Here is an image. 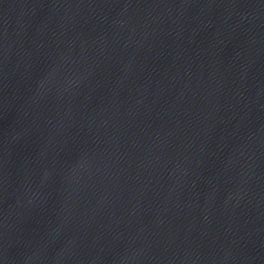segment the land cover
Listing matches in <instances>:
<instances>
[{"label":"water","instance_id":"1","mask_svg":"<svg viewBox=\"0 0 264 264\" xmlns=\"http://www.w3.org/2000/svg\"><path fill=\"white\" fill-rule=\"evenodd\" d=\"M0 264H264V0H0Z\"/></svg>","mask_w":264,"mask_h":264}]
</instances>
